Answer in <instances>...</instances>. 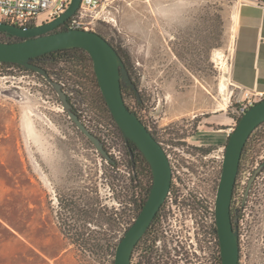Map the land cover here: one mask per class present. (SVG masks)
<instances>
[{"label":"rangeland","instance_id":"1","mask_svg":"<svg viewBox=\"0 0 264 264\" xmlns=\"http://www.w3.org/2000/svg\"><path fill=\"white\" fill-rule=\"evenodd\" d=\"M239 2L116 0L99 9L111 13L113 20L98 18L91 30L116 44L126 60L131 51L135 65L140 68L148 115L144 119L152 121L158 138L160 129L166 127L169 128L165 133L173 135L180 133V129L192 133V117L199 109L198 92L204 91L216 107H226L222 110L230 109L235 101L228 71ZM133 38L140 44L146 41L145 50L142 45L133 50ZM0 40L7 42L9 36L0 31ZM52 67V78L64 83L62 88L73 103V110L81 112L82 121L97 131L105 148L115 157L117 200L111 199V190L106 185L98 186V193L104 197L101 201L108 202L100 208L101 215L88 212L97 195L87 188L95 186L94 180L100 181L95 179L96 168L105 167L108 172L111 169L70 118L57 91L45 77L25 69L1 68L0 264H114L116 247L134 223L133 218H137L138 204L151 180L142 175L139 186L131 179L127 145L101 99L92 66L59 63ZM125 101L132 104L128 91ZM222 112L225 111L219 114ZM230 113L226 129L234 122ZM254 132L251 143H264V124ZM199 137L208 135L199 134ZM210 137H216L213 146L207 151H193L191 160L197 165L199 185L207 190L212 180L217 187L229 138ZM178 152L182 153L183 148ZM185 153L191 157V151ZM54 191L57 197L64 195L76 203L77 216L73 207L66 211L53 207L50 197ZM89 198H92L90 204ZM258 203L252 205L254 212H250L256 218L255 241L246 253L247 258L243 257V264H264L258 261L264 228V214ZM104 207L110 213L108 217L117 213L113 227L104 226L107 222ZM81 208L86 210L85 216H79ZM72 224L75 225L67 226ZM143 246L136 255V264L145 261ZM157 259L156 256V263L162 264Z\"/></svg>","mask_w":264,"mask_h":264},{"label":"flooded vegetation","instance_id":"2","mask_svg":"<svg viewBox=\"0 0 264 264\" xmlns=\"http://www.w3.org/2000/svg\"><path fill=\"white\" fill-rule=\"evenodd\" d=\"M140 45H142L143 50H145L147 43L145 41L140 44L135 38L132 39L131 48H133V50L138 49ZM133 50L132 52H135ZM56 57H58L57 53H47L33 59L32 63L46 67L50 73V71H52L51 63H54ZM125 64L130 80L127 85L123 84L127 88L132 99V104H129V108L138 114L151 132H154L155 129L151 123L152 121L146 122L144 119L147 118L148 115L145 114L147 108L144 106L145 99L143 97L144 91L141 88L140 68L135 65L131 51ZM19 69L21 68L11 67L9 70L18 71ZM40 76L44 77L42 74ZM62 84L64 85V83H61V85ZM231 105L230 109H226L225 112L222 113L230 115L231 111L232 115L238 116L240 113L237 110L235 101H232ZM71 106L73 110V103ZM74 112L82 121L81 112ZM202 115H193V121L191 123L193 126V129H191L192 133H190V130L184 131V129H180V133L173 135L172 133H165L169 127L160 129L161 136L158 138L159 140L156 139L162 144V147L170 160L172 167V181L170 190L165 200L162 202L160 210L144 235L143 241L138 242L133 251L132 264H136L135 258L137 254H140L139 250L141 245H145L143 246L142 251L145 259L143 264H157L156 256L158 257L157 261L162 264H216V259L218 264L220 262L221 245L217 228L216 204L218 188L223 171V163L219 174L220 176L217 178L218 184L216 189V181L213 180V184L208 183V190L205 188L206 186L199 185V178L195 171L197 165L191 161L194 159L192 153L193 151L198 150L207 151V149H210L213 144L207 145L194 142L192 139L197 140L201 127H208L212 132H227L229 128L226 129L225 126L230 123L221 124L206 122V124L203 125L202 121L208 119L211 115L208 112L202 113ZM154 122L156 123V121ZM84 124L94 136L99 138L102 143L104 142L95 129L91 128L86 123ZM81 132L83 131L81 130ZM83 134L93 143L84 132ZM181 148H183V152L179 153L178 151H181ZM105 150L109 155L108 158L99 150L97 151L98 155L103 157L102 159L105 160V163L109 166V169H111V171L109 170L111 173L110 175L107 174L108 171L105 167L104 170L102 168H96L95 179L99 178L100 181L94 180L96 188H94L95 186L93 188H87L91 193L97 195L95 203H91L92 198H89V204L91 203V206L89 205L88 211L91 214H96V216L101 215V212L99 211L100 208L108 202L101 201L104 197L98 193V186L106 185L111 190V193H109V196L112 197L111 199L117 200V184L114 173L118 166H116L115 157L112 155V152L108 150V147H106ZM185 150L191 151V157L187 156ZM100 164L103 165L102 162H100ZM184 169L187 170L188 173L182 171ZM98 171L99 176L97 175ZM130 175L132 176L131 179H134L133 171ZM57 194L58 193L54 191L53 195L50 197L53 207L61 208V210L64 209V211L73 207L74 210L76 205L74 201L68 199L67 196L64 195H60L61 197L59 198L57 197ZM105 197H108V195H105ZM258 201L260 202L258 203V206L261 204V212L264 214V143L260 142L253 144L251 143V140L248 139L242 151L231 202L233 226L234 229L238 231L239 236L240 264H243V257L247 258L246 253L253 247V242L255 241L253 238V224L255 222L253 223V221H255L256 218H252L250 212H254L252 205ZM141 203L138 204V209L141 206ZM103 210H105V214L107 215V222L104 226L110 225L113 227L117 223V213L113 214L111 212V216L108 217V214L110 213H108L106 207H104ZM256 212H259V210ZM73 213L74 216H77L76 210H74ZM85 213V209H79V216H85ZM89 218H92V216H89ZM133 219L135 220V218ZM72 220L74 219L72 218ZM74 225L75 224L67 226L72 227ZM260 239L262 246L259 250L260 255H258V261L264 262V228L261 230ZM137 264L142 263L139 260Z\"/></svg>","mask_w":264,"mask_h":264},{"label":"water","instance_id":"3","mask_svg":"<svg viewBox=\"0 0 264 264\" xmlns=\"http://www.w3.org/2000/svg\"><path fill=\"white\" fill-rule=\"evenodd\" d=\"M82 0H72L70 6L54 19L42 24L21 27L0 22V31L20 40L0 41V62H11L42 74L57 91L64 108L78 128L82 130L107 158L102 141L72 110L61 83L52 79L42 67L32 60L57 50L80 47L88 51L94 62L97 79L108 107L127 141H133L151 165L153 184L150 194L134 223L126 231L116 247L114 264H132L133 251L149 229L165 200L172 181L170 160L146 124L132 111L123 95V83L129 82L124 60L116 48L99 32L82 28L58 30L79 10ZM264 123V100L252 105L239 119L228 138L223 159V171L217 193L216 218L221 245L222 264H240L238 231L234 229L231 202L242 151L251 134Z\"/></svg>","mask_w":264,"mask_h":264},{"label":"crops","instance_id":"4","mask_svg":"<svg viewBox=\"0 0 264 264\" xmlns=\"http://www.w3.org/2000/svg\"><path fill=\"white\" fill-rule=\"evenodd\" d=\"M237 28L235 33L233 51L229 62L230 82L240 87L264 91V0H240L237 9ZM199 109L197 114L209 113L211 116L202 121L229 124V116L220 113L215 101H210L209 96L203 92L197 93ZM203 116V115H202ZM199 134L208 137H199L197 140L204 144H214L215 136H226L223 131L212 132L202 128Z\"/></svg>","mask_w":264,"mask_h":264},{"label":"built area","instance_id":"5","mask_svg":"<svg viewBox=\"0 0 264 264\" xmlns=\"http://www.w3.org/2000/svg\"><path fill=\"white\" fill-rule=\"evenodd\" d=\"M115 2L116 0H82L79 10L67 21V27L91 30L98 18L113 20L111 13H102L99 9ZM71 3L72 0H0V22L21 27L42 24L63 13ZM115 9L118 10L117 6ZM231 85L234 87L232 94L240 114L232 116L234 122L226 133L227 137L235 130L241 116L252 105L264 100V91L240 87L232 82Z\"/></svg>","mask_w":264,"mask_h":264},{"label":"trees","instance_id":"6","mask_svg":"<svg viewBox=\"0 0 264 264\" xmlns=\"http://www.w3.org/2000/svg\"><path fill=\"white\" fill-rule=\"evenodd\" d=\"M33 25L34 24H32V26ZM67 25H68L67 22L65 24H62L58 29H56V31L68 29ZM1 33L9 36V40H7V42H12V41L20 40V38L15 37V36H13V35H11L9 33H5V32H1ZM104 37L116 48V50L119 52V54L121 55L122 59L126 63V59H125V57H124L121 49L116 44H114L111 40H109L106 36H104ZM54 53H57L58 54V57H56L54 59V63H51L52 70H53L52 65H55V64L57 65L59 63H66V64H71V65H73L75 63H78L79 65H82V66H84V63H89L92 66V68H93V70L95 72L93 59H92L91 55L88 53V51H86L83 48L75 47V48L62 49V50H57V51L51 52V54H54ZM0 66H1L0 69L4 67L5 70H9L11 67H18V68L25 69V70H29V71H32V72H35L36 73V71H34V70L27 69L24 66H21V65L16 64V63H11V62H0ZM40 67L44 68L47 72L49 71V70H47L46 67H43V66H40ZM65 69L68 72H74V71H70L69 68H65ZM53 74H54V72L50 71L49 75L52 76ZM39 75H41V74H39ZM95 75H96V73H95ZM96 77H97V75H96ZM97 81H98V79H97ZM98 85H99V82H98ZM99 87H100V85H99ZM122 89H123V95H124V98H125V93L127 92V88L124 86V84H123ZM101 99H102L103 103L105 104V106L108 107V104H107V102H106V100L104 98V95H103L102 91H101ZM128 106H129V104H128ZM107 111L110 114V117H111V119L113 121V125H115V127L122 134V136H123V138L125 140V143L127 145V150L129 152V165L131 167V170L134 173V181L137 184H139V186L142 185V179L140 178V177H142V175H144L145 177H148L149 180H151L149 182L150 184H147V188L145 189V197L141 201L142 202L141 203V206L138 209V214H139L140 211H141V209H142V207L144 206L145 202L147 201V199L149 197L150 189H151L152 184H153V173H152L151 165L149 164V162L147 161L146 157L141 152V150L138 148V146L133 141H127L125 139V137H124L123 133L121 132L120 128L118 127V125H117V123H116V121H115V119H114V117H113V115H112L109 107L107 108ZM263 124L264 123H262L260 126H262ZM259 127H257V129ZM152 133L158 139V137L156 136V134L154 132H152ZM254 133L255 132H253L251 134L249 140H251V138L254 135ZM138 214H137V216H138ZM143 239L144 238H142L139 242H142ZM114 263H115V260H114ZM219 264H222V257H220Z\"/></svg>","mask_w":264,"mask_h":264},{"label":"bare ground","instance_id":"7","mask_svg":"<svg viewBox=\"0 0 264 264\" xmlns=\"http://www.w3.org/2000/svg\"><path fill=\"white\" fill-rule=\"evenodd\" d=\"M226 84H227V83H226ZM223 85H225V83H223ZM223 85H222V86H223ZM225 88H226V87H225ZM225 106H226V105H225Z\"/></svg>","mask_w":264,"mask_h":264}]
</instances>
